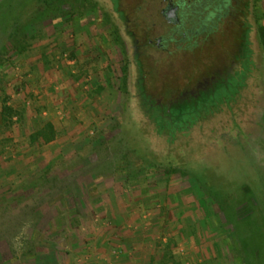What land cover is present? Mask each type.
<instances>
[{
  "label": "rangeland",
  "instance_id": "374dc122",
  "mask_svg": "<svg viewBox=\"0 0 264 264\" xmlns=\"http://www.w3.org/2000/svg\"><path fill=\"white\" fill-rule=\"evenodd\" d=\"M42 5L0 0V79L21 47L37 57L50 55L43 39L67 52L89 45L82 56L93 66L82 78L103 76L94 104L104 128L94 144L54 147L46 175L29 154L12 167L23 179L7 180L17 149L9 135L27 130L0 124V264H78L79 253L119 249L167 253L170 264H264V0H247L243 16L213 32L168 34L150 0ZM127 32L146 46L140 67ZM158 37L163 50L145 45ZM73 70L71 80L82 74ZM141 99L149 110L171 108L170 136L156 131Z\"/></svg>",
  "mask_w": 264,
  "mask_h": 264
},
{
  "label": "crops",
  "instance_id": "0c3cea01",
  "mask_svg": "<svg viewBox=\"0 0 264 264\" xmlns=\"http://www.w3.org/2000/svg\"><path fill=\"white\" fill-rule=\"evenodd\" d=\"M49 43L50 40L43 39L40 44L49 46L50 55L46 51L47 48L42 55L38 54L37 57L34 56L33 52L29 54L27 51L18 54L16 67L10 70L6 67V71L0 79V82H3L0 87V115L3 99H6V105L19 113L12 120H18L17 126L20 125L24 128V131L27 130L24 132L25 135L22 131L14 133L12 136L9 135L16 143L14 146L17 149L14 152L15 154H10L9 166H11V170L8 168L10 173L8 174L9 170H7L8 172L5 174L7 180L15 177V175L17 180L23 179L19 176L18 169L12 167L15 162L18 163L17 165L24 166L26 162H29V159L23 160L22 158L27 155H34L36 158L31 157L30 162L34 161L37 164L40 162L43 165L42 167L45 168L57 158V154L54 155L51 152L54 147L57 146L62 151L64 148H68L69 145L94 144L95 140L91 137L94 135V131L97 133L98 130L104 128V123L100 119L102 117L100 108L95 109L97 106L94 104L97 100L99 101L100 92L102 93H100L101 96H104L103 92L105 91L101 88L103 87V76L102 79L96 75L82 78L85 75L84 70L93 66L90 63L92 59L87 54L84 57L82 56V52L89 53L91 50L88 47L89 45L86 47L81 44V46L75 48V44L72 43L70 52H67L65 49L68 45L63 43L61 47L55 49L57 43L50 45ZM60 48L61 50H59ZM56 52L58 55H55ZM79 66L82 74L79 77L72 76V80L68 78L70 74L72 75L75 72L73 69ZM13 87H16L17 91L19 90L18 94L15 95L12 90ZM93 90H97L98 94L96 98L91 100L88 94ZM25 94L34 96V100L38 97L46 105L41 110H33L34 107L31 108L29 102L24 100ZM40 122L41 124L38 127H33V123L37 125ZM45 123H50L53 126L56 133L54 139L48 143L41 140L31 143L30 135ZM0 124L8 128L1 121ZM249 136L248 134L245 137ZM31 167H33V164ZM41 172L44 174V169ZM194 226L197 225L194 224ZM127 250L123 249L121 252V249H119L117 253H79L78 264H170L167 260L169 258L167 253H149L142 249L138 252H127ZM179 254H182L184 258L192 256V253H178L177 255L179 256ZM184 258L181 259L180 257L179 259L185 260ZM195 262H203V260L199 258ZM173 263L174 261L171 264ZM182 264L186 263L182 262Z\"/></svg>",
  "mask_w": 264,
  "mask_h": 264
},
{
  "label": "flooded vegetation",
  "instance_id": "af4514ba",
  "mask_svg": "<svg viewBox=\"0 0 264 264\" xmlns=\"http://www.w3.org/2000/svg\"><path fill=\"white\" fill-rule=\"evenodd\" d=\"M158 7V14L167 27L168 33H178L180 29L189 27L186 32H213L228 19H237L243 16L247 0H150ZM141 9V6L138 7ZM122 13L120 10L118 11ZM132 43L135 66L140 67L142 54L146 46L138 44V39L132 32H127ZM141 38V37H140ZM164 38L147 39L146 44L158 50H163ZM167 108L166 112H170Z\"/></svg>",
  "mask_w": 264,
  "mask_h": 264
},
{
  "label": "trees",
  "instance_id": "16d2710c",
  "mask_svg": "<svg viewBox=\"0 0 264 264\" xmlns=\"http://www.w3.org/2000/svg\"><path fill=\"white\" fill-rule=\"evenodd\" d=\"M43 1V7L42 9L46 8V5H48V3L50 2H54V1H59V0H41ZM257 37H258V42H259V46L263 52L264 55V25H261L258 30H257ZM25 49L24 47H21L18 50V53L21 54V52H23ZM2 64V63H1ZM125 70V69H124ZM100 91V89H99ZM7 100L3 99V105H2V111H1V115H0V120L2 123H4L7 127H9V125L12 123V118L13 117H17L19 115V113L14 110L12 107L7 106L6 105ZM141 107L145 110L144 114L146 116H148L151 120V122L156 126V131H158V133L161 134H165L167 136L169 135V130H171V128L167 127L168 124H170V126H174L175 122L177 121V117H175L176 119L172 118V112H166V111H160L158 109H151L149 110L147 108V105L145 104V102L143 101V99H141ZM169 126V125H168ZM55 131L53 126L50 123H45L41 128H39L38 130H36L35 132H33L30 135V142L31 143H36L39 140H41L44 143H48L50 141H52L55 137ZM52 168V163L47 165L44 168V175H46ZM210 203H211V198H210Z\"/></svg>",
  "mask_w": 264,
  "mask_h": 264
}]
</instances>
